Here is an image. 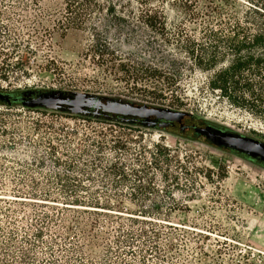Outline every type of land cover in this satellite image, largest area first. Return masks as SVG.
<instances>
[{
  "label": "rangeland",
  "instance_id": "obj_1",
  "mask_svg": "<svg viewBox=\"0 0 264 264\" xmlns=\"http://www.w3.org/2000/svg\"><path fill=\"white\" fill-rule=\"evenodd\" d=\"M15 1L25 5L19 7ZM30 1L0 0V91H64L180 111L194 118L184 117L183 124L209 125L264 142V121L212 91L208 81L213 71L198 69L187 54L191 47L198 53L199 44L209 54L214 39L204 38L203 34L208 29L227 33L232 20L219 27L205 15L188 18L174 2L153 0L151 3L161 7L166 17L168 38H160L137 21L135 3L131 9L125 0H110L116 3L115 12H110L108 0H95L98 5L85 25L63 31L57 22V14L63 9L59 1L39 0L37 6ZM228 1L196 0L195 6L200 12L205 11V6H220L241 18L244 0ZM180 33L191 38H181ZM158 75L166 80L156 79ZM67 116L0 105V237L4 241L14 233L16 246L33 251V263L37 264H82L67 259L62 241L54 247L53 262L50 250L34 238L42 213L50 217L48 225L65 221L67 226H72L76 213L52 202L42 205L34 200L14 199L23 195L14 194L13 186L29 185L32 179L44 181L38 174H32V179L22 176L18 164L29 163L34 152L47 156L45 140L54 141L64 127L76 132L71 136L74 143L82 139V133H89L88 128H103L110 133L111 125L65 119ZM43 123L54 129L38 128L37 124ZM112 128L118 130L117 126ZM189 136L191 132L180 134L178 128L134 127L131 131L134 143L130 146L136 151L143 149L149 162L158 157L160 167L152 171L157 201L147 204H153L152 214L162 220L152 223L162 236L160 247L167 261L149 259L146 264H264V167ZM50 167L46 162L45 168ZM167 169L169 177L165 178L162 174ZM53 196L52 200L61 201ZM173 202L180 209L169 210ZM119 210L124 213L93 216L100 220L95 225L96 232L108 231L112 236L117 222L130 224L126 218L137 217L142 209L124 201ZM115 215L120 217L113 220ZM55 225L51 227L53 233L46 231L43 241H49V233H57ZM132 226L135 230L151 227L139 223ZM24 237L35 245L25 244ZM106 242L113 252L102 246L93 248L90 254L95 259L85 264H115L112 260L117 251L121 257L126 253L128 264H142L140 256L151 252L149 244L134 247L135 257L130 259L131 250L116 249L110 239ZM165 242L173 247L168 249ZM18 247L12 249L16 257L20 256Z\"/></svg>",
  "mask_w": 264,
  "mask_h": 264
},
{
  "label": "trees",
  "instance_id": "obj_2",
  "mask_svg": "<svg viewBox=\"0 0 264 264\" xmlns=\"http://www.w3.org/2000/svg\"><path fill=\"white\" fill-rule=\"evenodd\" d=\"M54 1H59L63 5L62 12L57 14L60 17L57 22L62 26L63 31L80 29L98 5L95 0ZM152 1L125 0V3L131 9L132 3H135L136 19L142 26L151 30L160 38H168L163 9L154 6L151 3ZM165 1L174 2V6L178 4L179 8L185 11L188 18L197 19L205 15L209 18V21L218 24L219 27L230 24V20L233 21V25L229 27L227 33L221 30L208 29L203 34L204 38L214 39V44L210 45L211 52L209 54L200 44L198 45L200 53H196L197 49L191 47L187 49V54L189 60L193 61V65L198 69L213 71L208 81V86L212 91L218 92L232 106L243 109L264 121V0H244L245 10H243L241 18H238L235 12H228L227 9L215 5L205 6V11L200 12L195 6L196 0H188V2L182 0L178 2L176 0ZM38 2L39 0L30 1L35 6ZM224 2L228 3L229 1L224 0ZM106 3L108 4L107 10L115 12L116 3L110 0ZM15 4L19 7L25 5L22 1H15ZM119 19L122 18L119 17ZM180 36L181 38H191L185 33H180ZM176 37H179V34ZM223 64L226 65L215 70ZM155 77H157L156 79L166 80L163 75ZM51 92H59L66 97L75 95L72 92L52 90L0 91V94L6 96L10 102L6 103L0 100V105L6 108L21 106L27 110L40 109L44 112L65 114L69 115L65 119L90 121L105 127L111 125V128L108 130L110 133H106V129L103 128L99 130L93 127L88 128L90 134L82 133V139L74 143L71 136L76 135V132L67 131L68 128L64 127V129H60L59 137L54 138V141L52 138L45 140L44 143L48 149V152H45L47 156L40 152H34V156L29 163L18 164L22 169L20 170L22 176L31 178L32 174H38L44 181H36L31 178L29 185L13 186L11 191L14 194L23 195L13 196L14 199L34 200L35 203L41 202L42 205L52 202V204L62 205L63 210H72L76 213L71 219L72 226H67L65 221L56 225L53 223L48 225L50 217L48 214L42 213L41 224L34 231L36 242H41L46 249L50 250L53 262L56 260L54 258V247L58 245V241L63 242L62 249L68 255V260L85 264L95 259V255L90 254L93 248L102 246L105 250L113 252L106 242L108 239L118 250L121 248L131 250L129 251L130 259L135 257L134 247L141 248L149 244L151 252L147 253V256L141 255L138 260L142 264H146L149 259L159 263L166 262L167 256L164 255V250L160 247V243H163L161 242L162 236L156 229L157 225L152 223L155 219L157 221L162 220L155 218V214H152L155 208L152 207L153 204H147L153 200L154 203L157 201L155 199L158 197V191L154 186L156 179L152 171L160 169L158 166L159 159L156 157L153 159L154 161L149 162L144 156L143 149L136 151L130 146L134 143L133 139L130 138L131 131L134 127H144L142 120L126 117L124 119L131 120L123 122L121 117L115 115H111L109 119L104 118L103 115L97 118L72 115L65 108L51 111L39 107H24L20 102L21 100L35 99L41 94ZM186 117L189 120L194 119L190 115H186ZM37 125L38 128L54 129L52 125L48 126L45 123ZM113 126H117L118 130H113ZM182 127H184L183 130L185 128L193 130L190 131V138L211 144L202 136L194 134V129L200 126L192 124L191 126L184 125ZM179 133L184 134V131ZM54 142L58 145H53ZM241 157L245 158V156ZM46 162L50 163L51 166L48 169L45 168ZM162 176L169 177L168 169L164 170ZM54 194L61 199L60 202L52 200ZM124 201L142 209L137 217L130 216L126 218L131 225L125 226L121 222H117V227L114 228L115 234L112 236L108 231L100 230L96 232L95 225L96 223L99 225L100 220L99 218L94 219L93 216L109 213L123 214L124 212L119 209H123ZM113 208H116V210ZM168 209L178 210L180 208L177 203L173 202L169 203ZM57 212H59V209ZM82 215L87 217H82ZM115 216L112 217L113 220L120 217L119 215ZM7 217L9 216L5 215L4 218L7 219ZM83 218L85 221H82ZM138 223L150 224L151 227H141L135 230L132 225ZM53 225H55L57 233L54 232V236H51ZM46 231L51 232L49 233L50 239L47 242L43 241ZM23 242L29 244L30 247L35 245L30 242L28 237H24ZM16 245H18V241L14 233H10L7 240L4 241L0 237V264H15L17 261L22 264H37L33 263L36 259L33 251ZM163 245H166L168 249L173 247L171 243L166 244L165 242ZM15 247H18L17 251L20 254L18 257L12 252ZM116 253L112 260L115 264H128V260L125 258L126 253H124V257H121L118 251ZM11 254L13 256L9 260L8 257H11Z\"/></svg>",
  "mask_w": 264,
  "mask_h": 264
},
{
  "label": "water",
  "instance_id": "obj_3",
  "mask_svg": "<svg viewBox=\"0 0 264 264\" xmlns=\"http://www.w3.org/2000/svg\"><path fill=\"white\" fill-rule=\"evenodd\" d=\"M0 100L10 103L6 96L0 94ZM22 106L29 108H43L58 111L65 108L69 114L91 116L103 115L109 119L111 115L121 117L123 122H129L128 117L142 120L145 128L167 129L173 123H181L186 115L184 112L168 109L152 108L145 105H134L119 100H109L92 95L77 93L73 97L63 96L59 92L39 95L28 101L21 100ZM184 127L181 126L183 130ZM196 136H202L212 145L229 150L238 156H245L248 160L264 167V142L243 136L229 130H221L213 126L196 127Z\"/></svg>",
  "mask_w": 264,
  "mask_h": 264
},
{
  "label": "flooded vegetation",
  "instance_id": "obj_4",
  "mask_svg": "<svg viewBox=\"0 0 264 264\" xmlns=\"http://www.w3.org/2000/svg\"><path fill=\"white\" fill-rule=\"evenodd\" d=\"M191 126V125H187V124H183V121H181V123H173V124H171L168 128H167V130H173V129H176V128H178L179 129V132H183L184 131V133H187V132H192L193 130L190 128H185L184 130H182L181 131V126Z\"/></svg>",
  "mask_w": 264,
  "mask_h": 264
}]
</instances>
